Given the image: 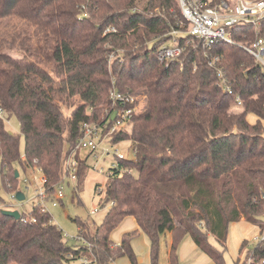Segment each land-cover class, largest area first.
<instances>
[{
	"label": "trees",
	"instance_id": "trees-1",
	"mask_svg": "<svg viewBox=\"0 0 264 264\" xmlns=\"http://www.w3.org/2000/svg\"><path fill=\"white\" fill-rule=\"evenodd\" d=\"M187 30L179 0H0V180L8 193L20 191L21 171L40 168L52 196L83 123L111 109L112 88L147 105L140 112L138 101L129 104L128 125L112 135L113 143L132 141L134 158H118L108 172L104 222L91 232L89 222L75 220L87 244L69 246L40 207L19 220L0 208V264H111L122 257L139 264L134 232L119 244L111 239L127 217L148 237L151 264L159 262L166 232L171 264H179L186 235L215 264H227L209 236L225 250L231 224L264 230V65L246 49L264 37V19L230 28L232 43H192ZM173 31L184 50L167 61L159 51ZM6 116L19 120L24 156ZM87 169L80 159L77 188ZM245 257L242 264H264V241Z\"/></svg>",
	"mask_w": 264,
	"mask_h": 264
},
{
	"label": "rangeland",
	"instance_id": "rangeland-1",
	"mask_svg": "<svg viewBox=\"0 0 264 264\" xmlns=\"http://www.w3.org/2000/svg\"><path fill=\"white\" fill-rule=\"evenodd\" d=\"M169 46H173V40L167 43ZM112 59V58H110ZM137 102L136 107L140 112H144L146 103L144 97L138 96L135 98ZM113 106V105H112ZM112 106L110 108H112ZM104 110L101 115H103ZM100 119V120H101ZM247 120L255 124L258 120L257 116L253 113L247 115ZM6 128L13 134L21 137V152L24 156L25 141L21 135L19 120L13 117H5ZM264 125V122H263ZM125 128L126 126L123 125ZM96 142L99 143L98 151L91 152L89 150L82 149L76 154V158L80 163V159L87 158V173L82 185L77 188V180L72 181L69 176H66L62 183L64 198L60 202L55 200L57 206H53V201L46 202V207L53 218V222L57 224L63 232L64 240L69 246H83L87 244L84 240L78 239L80 230L76 219L89 222L91 225L90 231L95 232L97 226L104 222L106 214L108 212L109 203L104 204L105 186L108 182L109 170L118 164V156L125 157L126 159H133L134 155L131 151L132 141L123 140L117 143L112 142L110 136H100L96 138ZM91 154V155H90ZM90 155V156H88ZM69 158V157H68ZM134 172V171H133ZM137 175V173H135ZM33 171L27 173L21 171L19 178L18 190L23 192L26 196L25 201L19 202L13 198L12 194L8 193L0 180V193L4 199L3 203H0V208L8 210H18L21 214L28 213L34 202L38 199L35 197L37 189L35 185L25 183L26 179L34 180ZM100 191H102L100 193ZM35 197V198H34ZM48 197L47 200H50ZM97 210V211H96ZM134 218H127L120 223L112 233L111 239L115 242L122 239L128 232H134L132 239V245L134 251L139 257L143 259V263L147 257V251L150 248L148 237L139 229H136ZM264 222V217H262ZM264 239V230H261L257 224L248 223L245 221L233 223L229 228L228 244L227 248L223 250L219 243L213 236H209V242L212 247L218 251L224 252V258L227 264H242L246 260V253L256 244ZM247 245L245 250L241 252L243 243ZM172 245V235L170 232H166L161 235L160 240V256L158 264H171L170 262V249ZM179 264H215L213 260L194 243L190 235H186L178 246ZM79 264L82 262L77 261ZM76 262V263H77ZM139 263V262H138ZM91 264V263H88ZM112 264H131V261L127 257H122ZM140 264V263H139Z\"/></svg>",
	"mask_w": 264,
	"mask_h": 264
},
{
	"label": "built area",
	"instance_id": "built-area-1",
	"mask_svg": "<svg viewBox=\"0 0 264 264\" xmlns=\"http://www.w3.org/2000/svg\"><path fill=\"white\" fill-rule=\"evenodd\" d=\"M179 3L182 15L186 23H188L186 34L192 37L194 40H192V43L196 40H201L204 41L207 46L218 41L232 43L231 33L229 32L230 28L236 25L246 24L258 26L264 19V0H220L219 2H213V0H179ZM112 31H115L114 27H109L107 29V32ZM179 35L180 33L178 31H173V46L165 44L160 49L159 55L162 59L172 61L183 53L184 48L177 40ZM246 49L264 65V37H258L252 46ZM135 98L136 97L131 95H125L115 88L111 89L110 99L113 103V107L110 110H106L103 119L83 123L82 135L78 138L75 149L68 156L69 158H67L66 175L64 179L66 176H69L72 181L77 180L79 161L76 158V154L79 153L80 150L85 149L91 152L98 151L99 143L96 142V138L100 136L112 137L114 133L124 128L123 125H128V121L134 112V109L131 108L129 104L133 103ZM236 101L240 106V99L237 98ZM115 105H119V107L115 108ZM114 113H116V116L113 120L112 117ZM3 115L4 111L0 109V116ZM118 158L125 157L118 156ZM30 171H33L35 175L34 180L26 179L25 183L36 186L35 197L38 199L37 202L33 203L31 210L40 207L42 212H49L46 207V202L53 201V206L55 207L57 206L55 200L61 202L64 198L63 188L61 187L64 179L55 187L52 196H48L44 187L46 179L43 176L42 170L40 168H34ZM12 196L16 199V193H13ZM48 197H51L50 200H47ZM31 210L28 213H20L21 218H30L28 215ZM31 220L35 222L34 218H31ZM262 241H264V239ZM81 262L83 264L91 263L87 259Z\"/></svg>",
	"mask_w": 264,
	"mask_h": 264
},
{
	"label": "water",
	"instance_id": "water-1",
	"mask_svg": "<svg viewBox=\"0 0 264 264\" xmlns=\"http://www.w3.org/2000/svg\"><path fill=\"white\" fill-rule=\"evenodd\" d=\"M115 116H116V113L113 114V117H112L113 120L115 119ZM16 177H19V173H18V171H17ZM16 199H17L19 202H23V201H25L26 196H25V194H24L23 192L18 191V192L16 193ZM2 213H3V215H5V216L13 217V218H15V219H17V220H19V219L21 218L20 212H19L18 210H14V211H12V210H7V209H2Z\"/></svg>",
	"mask_w": 264,
	"mask_h": 264
},
{
	"label": "crops",
	"instance_id": "crops-1",
	"mask_svg": "<svg viewBox=\"0 0 264 264\" xmlns=\"http://www.w3.org/2000/svg\"><path fill=\"white\" fill-rule=\"evenodd\" d=\"M90 155H91V154H90ZM90 155H88V156H90ZM127 218H133V217H127ZM127 218H125V219H127ZM125 219H124V220H125ZM124 220H123V221H124ZM134 220H135V218H134ZM134 222H135V225H136V229H139L136 220H135ZM113 232H114V231H113ZM111 237H112V234H111ZM122 238H123V236H122ZM121 240H122V239L118 240L117 242L115 241V243L119 244V243L121 242ZM149 244H150V243H149ZM116 261H117V260H116ZM116 261H115V262H116ZM138 262H139L140 264H151V260H150V248H149V250L147 251V257H146V259H145V262L143 263V259H141V257H139ZM113 263H114V262H113ZM111 264H112V263H111Z\"/></svg>",
	"mask_w": 264,
	"mask_h": 264
}]
</instances>
